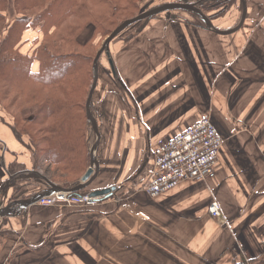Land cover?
Returning <instances> with one entry per match:
<instances>
[{
	"label": "crops",
	"instance_id": "0c3cea01",
	"mask_svg": "<svg viewBox=\"0 0 264 264\" xmlns=\"http://www.w3.org/2000/svg\"><path fill=\"white\" fill-rule=\"evenodd\" d=\"M246 2L233 33L161 15L112 40V74L94 91L110 125L92 187L116 186V195L95 207L33 204L0 218V264H233L241 253L264 254V0ZM233 15L214 25L233 28ZM205 115L225 139L216 177L152 198L143 187L154 148ZM11 123L0 112V206L36 187L22 178L35 160ZM213 201L221 216L209 212Z\"/></svg>",
	"mask_w": 264,
	"mask_h": 264
},
{
	"label": "trees",
	"instance_id": "16d2710c",
	"mask_svg": "<svg viewBox=\"0 0 264 264\" xmlns=\"http://www.w3.org/2000/svg\"><path fill=\"white\" fill-rule=\"evenodd\" d=\"M138 1L0 0V102L9 112L15 107L9 125L14 137L21 143L27 138L23 145L37 163L45 155L54 165L51 171L41 162L45 175L64 188L78 185L90 166L91 155L83 141L84 127L91 123L84 103L94 80V40L107 37L122 19L131 17ZM194 15L193 23L206 28ZM40 24L39 30L45 31L42 41L32 55L23 54V35L38 30ZM90 26L93 29H87ZM85 30H91L93 37L81 43L77 36ZM34 61L38 70L33 69ZM6 98L11 101L8 106ZM17 103L26 105L18 111ZM30 107L34 112L26 114ZM23 123L41 127L45 136L37 142ZM233 264H264V257L249 259L241 253Z\"/></svg>",
	"mask_w": 264,
	"mask_h": 264
},
{
	"label": "built area",
	"instance_id": "2783aa9c",
	"mask_svg": "<svg viewBox=\"0 0 264 264\" xmlns=\"http://www.w3.org/2000/svg\"><path fill=\"white\" fill-rule=\"evenodd\" d=\"M225 139L209 115L181 132L164 139L153 150V167L145 190L152 198L177 188L187 180L206 181L217 175L220 150ZM107 197L89 193L60 191L38 200L40 205L96 206ZM209 212L221 216L220 205L213 201Z\"/></svg>",
	"mask_w": 264,
	"mask_h": 264
},
{
	"label": "rangeland",
	"instance_id": "374dc122",
	"mask_svg": "<svg viewBox=\"0 0 264 264\" xmlns=\"http://www.w3.org/2000/svg\"><path fill=\"white\" fill-rule=\"evenodd\" d=\"M171 1H182V2H198L200 0H139L138 1V5H137V10H134L132 15H130L131 17H126L124 19L121 20V22H123L124 20L126 19H129V18H132L133 16H136L137 14H139L140 12H142L143 10H146V9H150V8H153L155 6H159L163 3H166V2H171ZM236 1H240L241 0H236ZM204 4L201 6L202 10H204L205 12H208V14L206 13V15H210V19L212 20L213 24H214V21L215 20H218L219 18H222V16H225V15H231L232 12L235 13V16L233 15L231 18L236 20L235 23L233 25H236L237 22L241 19V16H242V9L239 8V10L237 9H233L231 11V6L232 4L235 2V0H204L203 1ZM232 3V4H231ZM231 4V5H229ZM242 3H240L241 5ZM240 11V12H239ZM213 12V13H212ZM136 13V14H135ZM161 15H164L165 17L168 16H190L192 18H195V15L194 13L192 12H188L186 10H172V11H169V12H162L160 14H157L153 17H157V16H161ZM153 17H150V18H147L143 21H140L136 24H133L129 27H127L124 31H122L116 38L114 39H117V38H121V37H128V36H131L133 35L134 33H136L137 31H141L143 30L144 28V25L145 23L153 18ZM182 18V17H181ZM195 21V20H194ZM120 22V23H121ZM39 23H42V27H44V21H41ZM118 26V24H117ZM39 28H41V24L36 26L35 29H38V30H35L39 33V35H36V36H33V37H30V38H25L23 37V40H24V44L21 46V51L23 54H29V55H32L33 52L35 51V49L38 47V45L40 44V42L42 41L43 37H44V34H45V31L43 30V32H41L39 30ZM52 28V27H51ZM87 29H93L92 26L88 27ZM30 30V29H29ZM28 30V31H29ZM27 34V33H26ZM25 36V34L23 35ZM109 36V35H108ZM107 36V37H108ZM91 37H93V33L91 30H85L84 32H82L81 34H79L77 36V40L81 43H85L86 40L90 39ZM101 38V39H96L94 40V44L96 45L95 46V51H94V59L98 53V51L102 48L103 44H104V41L105 39L107 38ZM90 41V40H88ZM112 43V41H111ZM110 43V45H111ZM110 45H109V51L106 52L104 50L103 54L101 55L100 57V60H99V78L101 79H105L106 78V71L107 72H111L112 74V70H111V67L110 65L112 64V61L113 59L109 56V52H110ZM24 47V48H23ZM28 47V50L26 51L25 48ZM93 59V60H94ZM114 62V61H113ZM33 69L34 70H38L39 66H38V61H34L33 62ZM94 63V61H93ZM110 63V65H109ZM55 71H58V69H55L53 71H51L49 73V75H54L56 72ZM62 71V70H61ZM64 71V70H63ZM116 71V70H115ZM114 78L117 80V84L120 86V81L118 79V74H117V71H116V74L114 72ZM99 78H98V81H99ZM94 81V80H92ZM93 83V82H92ZM91 83V84H92ZM97 85H98V82H97ZM92 86V85H91ZM97 87V86H96ZM96 89V88H95ZM90 92V91H89ZM14 96V95H13ZM12 96V97H13ZM88 97L86 98V101H87ZM4 103L8 106L10 105V100L8 98L6 99H3ZM91 111L97 121V124H98V128L102 134V138H101V143L97 149V151L95 152V155L96 157L98 158V160L100 161V163L102 162L103 160V156H102V148H104V146H106V136H105V129L106 126L110 125V118L108 117V114H109V109L107 108L106 106V103L101 101L98 97V95L96 94H93V98H92V102H91ZM86 105V102L84 103ZM23 105H26V104H18L17 103V110L18 111H21L23 109H21L20 107L23 106ZM9 108V107H8ZM10 112L5 108V105L0 102V112H3L5 114V116H7V118L11 121V122H14V119L12 118V115L13 113H11V111H15V107L12 105V107L9 109ZM28 110L26 114H29V112H34L33 108H28L26 109ZM11 113V114H10ZM24 117L26 115H23ZM89 121V120H88ZM90 122V121H89ZM91 123V122H90ZM23 125L29 129L30 132H33L34 133V136H35V139L36 141L38 140L37 138L41 135H44L45 134L43 133V131L41 130V127H38V126H35V125H31V124H27V123H23ZM217 127V126H216ZM219 130V129H218ZM104 131V132H103ZM37 134V135H36ZM97 139V135L92 127V124H89L88 126L84 127V141L83 143L85 142V145L88 146V149H89V152H90V155L91 154V147L92 145L95 143ZM38 142V141H37ZM59 153H57L56 156H58ZM44 158V159H43ZM43 159V160H42ZM41 162L42 164L45 165V168H48L49 170L51 171H54L53 168H54V165L50 162H48L46 160V157L45 155H43L41 158H40V162L38 161H35V168L33 169L34 171H38L40 172L41 174L45 175V172L42 170L41 168ZM90 163H91V159H90ZM38 167V168H37ZM90 167V166H89ZM43 171V172H42ZM27 173L23 174L26 175ZM100 175V173H99ZM98 175V176H99ZM46 176V175H45ZM29 177V176H27ZM99 177H97L96 179H98ZM50 179V178H49ZM95 179V180H96ZM28 180V179H27ZM30 180V179H29ZM51 180V179H50ZM95 180L84 190L82 191H79V192H71V193H80V192H85V193H89L90 191L92 190H95L94 187H92V185L94 184ZM53 181V180H51ZM54 182V181H53ZM38 183V184H37ZM33 185L36 186L33 188V194L37 193V192H40L42 190H45L46 188H48V183L45 181V180H42L41 178H39V180L35 179V181L33 182ZM20 185L18 186V190L20 189ZM32 194V195H33ZM14 195V194H13ZM12 195V196H13ZM113 195H116L115 193L112 194ZM9 199V198H8ZM12 199L8 200L7 203H9ZM38 205H40L39 203H36ZM60 204H54V205H51V206H45V205H40V206H43V207H54V206H59ZM61 206H66V205H61ZM98 206V205H96ZM66 207H78V205L76 206H66ZM79 207H95V206H79ZM264 226V225H263ZM263 249V248H261ZM247 257V256H246ZM264 257V254L262 256H259V257H256L255 259H261ZM249 258V257H247ZM250 259V258H249Z\"/></svg>",
	"mask_w": 264,
	"mask_h": 264
},
{
	"label": "water",
	"instance_id": "95a60500",
	"mask_svg": "<svg viewBox=\"0 0 264 264\" xmlns=\"http://www.w3.org/2000/svg\"><path fill=\"white\" fill-rule=\"evenodd\" d=\"M203 1L204 0H200L198 2H182V1L166 2V3H163L159 6H155L153 8L143 10L142 12L137 14L136 16L129 18V19H126L125 21H123L121 24H119L112 31V33L105 39L102 48L98 51V53L94 59V63H93L94 81L92 83V86H91V89H90V92L88 95V99L86 101L87 118L91 122L92 127H93V129L97 135V139L91 147V154L92 155H91L90 167L85 172V174L81 177L80 183L73 188H64L61 185L51 181L47 176L41 174L40 172L34 171V170H29L28 172H26L27 173L26 175L22 176V178L23 177L26 178L27 176H29L27 178H34V179L41 178L42 180H45L48 183V188H46L43 191H40V192L33 194L31 197L15 199V200L7 203L6 205L2 204L0 206V218L5 217V216H9V215H14L18 212V210H21L22 208H26L28 206L36 204L39 199H41L45 196L52 195L56 192H60V191L79 192V191H82V190L86 189L98 177L100 170H101V163L98 160V158L96 157L95 152L97 151V149L101 143L102 134L98 128L97 121H96V119H95V117L91 111V104H92L91 102H92L93 94H94L95 88L97 86L98 78H99V60H100V57L103 54L104 50L106 52L109 51V45H110L111 41L114 38H116L127 27H129L133 24H136L140 21H143L147 18L153 17V16L160 14L162 12H169L172 10H186L188 12H192L194 14H197L202 18V20L204 21L207 28H209L210 30H213V31H217L219 33H224V34L233 33L243 26V24L246 20V17H247V2H246V0H241V2H242V16H241L239 23L236 26H234L233 28H229L226 30L217 28L213 24V22L209 18V16L203 12V10L201 8V6L204 4ZM11 178L12 177H10V179ZM116 189H117L116 186L99 188V189L92 190L90 192V195L91 196H110L113 192L116 191Z\"/></svg>",
	"mask_w": 264,
	"mask_h": 264
}]
</instances>
